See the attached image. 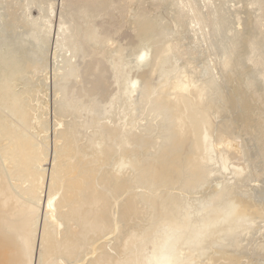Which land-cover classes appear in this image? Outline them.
I'll list each match as a JSON object with an SVG mask.
<instances>
[{"label":"bare ground","instance_id":"6f19581e","mask_svg":"<svg viewBox=\"0 0 264 264\" xmlns=\"http://www.w3.org/2000/svg\"><path fill=\"white\" fill-rule=\"evenodd\" d=\"M175 1H179L182 8H184L183 6L185 5H183L182 0ZM193 1L186 0L187 4H185L189 6L188 10L192 13L196 23L203 29L206 18L209 20L211 16L215 17L216 15L213 12H209L208 8L209 11L205 16L196 9ZM203 1L211 3V0ZM93 2L94 0L92 4L90 3L91 6L88 2L85 5L95 8L103 4V0L102 2L98 1V3ZM176 4L178 5L179 3L176 2ZM173 6L174 4L171 6L165 5L166 9L164 10L159 8L155 12L153 11L152 15L146 16L142 14V17L140 14L141 16L139 15L134 19L135 45L124 49L121 47L119 57L114 58V61L111 59L113 63L111 62L112 65H109L111 67L114 65L117 70L115 80L112 81L115 85L112 98L104 96L97 99L102 91L110 87V84L102 77L104 74L103 67L100 63L96 65L89 63L90 57L86 56L87 51L84 48L85 41L75 37V27L72 28L73 30L66 29L63 32L65 39L72 45L74 43L76 45L70 50L72 53L70 62L72 64L67 66L63 79L64 85L59 86L58 92H56L57 95L60 94L59 98H61L64 111L68 114L67 118L58 124L61 125L59 133V140L62 141V146H60L61 154L57 165H55L56 167L53 168L55 169L54 172H51L52 175H50L55 183L54 185L60 189L61 193L58 192L59 196L56 202L53 199L47 202L46 208L51 211L47 212V214L49 216V213H51V216H49V219L50 217L51 219L49 222L41 224L43 228L41 226L42 230L40 229L41 231H39L40 233L37 237L35 233H37L38 228L34 232L35 229L30 230L29 224L27 225L26 223V219L30 220L32 217L34 222L37 221V219H34L36 211L31 210L36 208V206L33 207L32 205L31 209H29L27 208L29 205L26 206L25 203L23 205L26 206L24 207L25 210H23L24 208H14L15 202L11 206L10 199H15V193L11 192L10 183L13 185L15 182L11 181H14V179L19 181L21 179L13 176V180H11V170L5 169L0 164L3 170L1 175L3 181L0 182V214H2L0 217V264H28L33 251L31 249L35 248L37 250L36 245L34 247V242L37 238H39L40 242L39 248L41 247L42 255H44L42 256V263L39 262V264H65L68 262L72 264H212L221 256L230 257L233 261L244 258L246 259L244 263L247 262V264H264V253H262L264 251V172H258L256 167L260 162H263L261 164L264 166V129L260 124L263 130H259L257 136L251 135L246 131L247 128L243 129V127H240L236 133H232L234 123L230 121L231 118L233 120L239 118L240 114L241 116L242 114L244 115L247 103L252 100L260 106L262 105L261 109L264 115V4L260 1L248 0L243 8L245 10L249 9L250 13L236 14L237 29L233 33V38H236L235 41H232L234 50L231 47L229 52H222L220 53L221 56L217 54V64L211 66L212 69H218V77H215V72L213 73L215 76H213L208 68H204V71L197 74V76L201 75L202 78L195 77L197 79L192 81L186 78L184 71L186 63L183 64V68L179 69L175 66L172 59L174 52L175 54L176 51L181 52V43L183 41H180L179 36L182 34L180 35V31L177 30L182 17L173 13ZM25 9V11H28V6ZM36 9L40 10V7L37 6ZM256 9L257 12H261L260 15H256V12L253 13V10ZM86 15L84 16L86 17ZM188 16L186 11V17L188 18ZM193 17L190 16V18ZM20 19L27 22L24 18ZM40 19L42 18L38 16L33 18L32 23L30 22L31 24L27 25V29L18 31L14 44L11 45V47H15L17 44L23 43V47L27 46L33 53L32 59L35 60L34 62L33 60L31 61V65L37 64L36 58L44 46L42 31L49 28L48 25L46 27L42 25ZM13 20L14 23L15 18ZM191 20L194 22L193 19ZM1 21L2 15L0 17ZM88 32L89 39L96 40L94 31L88 30ZM220 48H223L222 44H220ZM185 51L184 53L186 54ZM128 55L129 58L135 55V57L133 56L134 60H132L135 68L142 70L141 68L146 67L147 69L140 78V82L136 78L133 81L127 80L129 82H125V78L129 76L131 68H129V62H127L129 59ZM176 55L174 58H176ZM179 56L181 58V55ZM125 57L128 59H125ZM80 58L83 60L78 61L79 64H75V61ZM102 58L103 56H99V59ZM92 67H96L95 72H89ZM236 69L237 74L243 76L245 85L241 84L242 87L239 91L233 88L231 91L229 85H232V82L231 80L229 81V77L233 79L236 76L234 73ZM85 74H94L97 80L89 95L93 99L90 100L92 106L88 110L84 108L87 101L83 99L86 88L80 87L79 82H75V79H79ZM154 79L158 80L155 85L153 84ZM260 86L261 88H259ZM169 91L171 93L167 94L166 92ZM131 94L133 95L131 96ZM134 94L139 98H137L138 104H136L138 107H135L137 108V110L135 109L136 112L138 111L139 114H144L145 116L146 112L151 110L155 129H148L150 132L147 133L149 124L144 125L146 133L144 135L142 133L139 134L137 138V145L141 148L129 154V156L124 155L120 159L115 157V161L111 164H106V172L100 173L101 176L94 175L97 173L93 174L92 169L85 170L88 164L93 165V162L90 163L92 161V157L89 159L90 155L97 157L98 162L103 163L105 161L104 153L110 151L108 150L109 146L107 147L109 144L105 141L110 133L109 124L111 122L109 120H112L113 115L117 111L124 109V101L128 105L129 97H133ZM15 102L12 101V107L18 117L22 121L25 118L28 119L29 114L22 107V104ZM109 102L110 106L112 104V108L109 107ZM107 105L111 110L110 112H104ZM59 110L63 111L62 107ZM223 110H225L224 113H227V115L222 114ZM28 111L31 113V110ZM144 116L141 118L144 119ZM252 116L255 117V115ZM220 117L222 119L218 120ZM261 117L263 116L261 115ZM31 119H35L34 116ZM106 119L107 122L105 123ZM263 121L261 120L260 122ZM27 123L30 124L29 121ZM140 125L142 124L138 125V129L142 128ZM1 126L3 128V138L1 140L8 141V145L6 143L7 146L4 148L5 154L3 158L5 161H0V163H6L8 166L9 163L7 161L17 162L19 166V161L21 160L26 167V169L24 168L25 174L27 173L26 176L23 174V177H31L29 181L27 178L24 179L27 180L28 184L32 181V184L33 182H38L36 183L38 185L44 173H40V176L34 171L31 172L30 162L36 161L37 163V160L42 161L39 157L41 152L40 154L38 153L41 149V147L38 149L40 144H38L39 146L37 145L36 150L31 144V140H28L31 137L29 138L26 135L27 138L22 139L24 135L22 134L24 129L22 127L19 133H14L9 129L8 125L2 123ZM260 126L259 129H261ZM31 128L30 130H32ZM154 133L155 135L153 136ZM39 134L40 131L38 137ZM111 136L116 138L117 134L114 133ZM33 137L36 138V136ZM44 138H42V141ZM114 138H111L109 142L113 141ZM70 139H72L71 142ZM34 141L35 139L32 142ZM81 141L82 144L76 146ZM37 143H41L40 140ZM188 143H190V148L188 149L191 155H188L187 159L182 160L178 155L173 157L175 153L178 152L179 154V150H181L183 145ZM152 144H155L154 151L150 147ZM74 146L76 147L74 148ZM101 148L102 151H105L102 153V158L95 156L98 149ZM75 150H79L81 155L76 159L77 162L65 164L63 159L67 156L70 157L71 154L73 155V152L76 153ZM149 155H153L151 160ZM39 163L41 164V162ZM88 168H91V166ZM24 170L18 169L19 172H24ZM33 172L34 175L32 174ZM170 173H174L176 180L182 183L180 194L178 196L170 195L162 200L159 210L155 211V218L148 221L145 220L146 222L144 221L142 225L135 223L136 225L134 224L129 229L126 227L127 229L121 231L120 235L119 232V236L115 239L113 238L114 243L109 248L111 252L105 251L103 249L105 246L102 247V243H107L108 238L104 239V236L110 234L112 228L108 226L107 220L96 215L98 210L100 212L102 203L104 204L106 201V197L99 195L97 191L101 190L103 188L102 185H106V183L116 187L120 183L129 185L130 182L134 184L137 181L139 186L144 184L146 186L145 189H147V186L153 185V182H158V180L166 181V177H169L168 174ZM13 174L15 175V173ZM25 180H23L24 183ZM8 182L10 183L8 184ZM17 182L16 184H19ZM96 182L98 183V189L95 187L97 186ZM24 183L22 184L21 181L20 185H25ZM27 185L24 187L27 191H22L20 188L23 194L29 190L30 186L27 187ZM31 186L33 187V185ZM18 187L20 186H16L17 189ZM32 187L30 191H32ZM5 188L10 191L9 194L5 193ZM34 189L35 187L33 191ZM33 191L32 194L34 193ZM20 192L16 193L21 194ZM27 194L25 195L28 197ZM53 195L55 196V194ZM23 197L22 195L21 198ZM131 197L130 201L122 204L121 210L128 212L133 208L134 204L137 207L142 204L146 209L148 206L153 207L155 205L154 199L146 192L142 191V193L134 194ZM24 198L23 201L25 202ZM19 203L23 204V202ZM42 207V210H44L43 205ZM22 217H26L25 221L24 218L21 219ZM109 223H111L110 220ZM39 242L36 243L38 244ZM98 247H100V251L95 253ZM215 255L220 257H214ZM39 256L41 257V251L40 255L38 254ZM211 257H214L215 260H212V258V262H207Z\"/></svg>","mask_w":264,"mask_h":264},{"label":"rangeland","instance_id":"374dc122","mask_svg":"<svg viewBox=\"0 0 264 264\" xmlns=\"http://www.w3.org/2000/svg\"><path fill=\"white\" fill-rule=\"evenodd\" d=\"M92 1L93 0H0V17L2 15V21L0 22V159H1L0 161H2V162L5 161L3 158L4 154H5L4 148L8 145V141L1 140V138H3V135H2L3 128L1 126V124L4 123V124L8 125L9 129L11 131H13L14 133H19L20 129L24 128L25 132L23 129L22 134H24V135L22 136L23 137L22 139L27 138V136L29 138L31 137L28 140L29 141L31 140V144L33 145V147L36 150H37V147L39 146L38 144H40L38 149H40V147H41V149H40V151H38V153L40 154V152H41V155L39 157H40V159H42V161L37 160V163H36V161H31L30 162V164H31L30 170H31V172L34 171L35 173H38L40 176L42 173H44V174H42L41 180L39 181L38 185H36V183H38V182H33V184H32V181H30L31 183H29L30 184L29 185L27 180L29 181L31 177H29V178L26 177L27 180H25L26 178L23 177V174L26 176L27 173L25 174L26 171L24 170V168L26 169V167L21 160L19 161L20 167L17 165V164H19L17 162L12 163V162L7 161V163H9L8 166L6 163H0V164H2L5 169L11 170V173H12L11 180H13V176H14V178L17 177V179H19V178L21 179L19 181L16 179H14V181L10 180L11 182H15V184L18 181L17 183H19V184H16V185L14 183L12 185V183L8 182V184L10 183L11 187H13L15 185L13 188L10 187L11 192L13 191L12 193H15V199L11 198L9 196L11 198L10 199L11 206L14 205L13 204L14 202H15L14 208L16 207L18 209H22V208L26 207L27 205H29L27 207L29 209H31L30 207L32 205H33V207L36 206V208L31 209V210L36 211V214H35L36 216H34V219H37V221L35 220L36 222L33 221V217L30 220L26 219V217H22L21 219L24 218V221L26 219V223H27V225L29 224L30 230L35 229L34 232H36L37 231L36 229L38 228L37 233H35L37 237L40 233L39 231H41L43 228V225H41V224L49 222L51 219V217L49 219V216H51V213H49V216L47 214V212H51V211L47 210V208H46L47 202L50 201V199L51 200L53 199V201L56 202L58 200V196H59L58 192L61 193L60 189L56 185H54L55 183L52 181V177L50 175H52L51 172H54L55 169H53V168L56 167L55 165H57L58 159L60 158L59 155L61 154L60 153L61 152L60 146H62V143H61L62 141L59 140V137H60L59 133L61 131V129H60L61 125H58V124L60 122H63L67 118L68 114H66V111H64L63 105L61 103V98H59L60 94L57 95L56 92H58L57 90L59 89V86L61 87L62 85H64L63 79H64V75L67 71V66H68V64L69 65L72 64V62H70V59H71L70 56L72 54L70 50L73 47H75V45H76V43H74V45L69 43L67 41V39H65V37H64L65 34L63 32L66 29L71 30L73 27H75V30H76L75 31V37L80 38L82 41L83 40L85 41L84 48L87 51L86 56L90 57L89 63L92 65H96V64L100 63L101 66L103 67L104 74L102 73L103 74L102 77L104 78V80L107 83L110 84V87H108L104 91H102V93L99 94L97 99L104 97V96L106 98H112L114 95V90H115V85L112 81L115 80V75L117 73V70L115 69L116 67L114 65L112 67L109 65H112L114 58H116L120 54V48L121 47L124 49L126 47L130 48L133 45H135L136 38H135V34L133 33V31L135 30V26L133 25V21L140 14L141 15L144 14L146 16L149 14L152 15L153 11L155 12V10H157L159 8L164 10V9H166L165 5L171 6L172 4H174L173 13L178 14L179 16L182 17V21H181V23L178 24L177 30L180 31L179 32L180 35L182 34L181 36H179V38H180V41L183 40L181 43V48H182L181 52L184 54V56L181 52L176 51V54L181 53V54H179V55H181V58L179 55H176L174 52L173 53L174 55L172 54V57H173L172 59L174 61L175 66L179 69L183 68V64L186 63V66L184 65V67H186V69H184L185 74H186V78L188 80L190 79L189 81H192V80L197 79V78L195 79V77L202 78L201 75L197 76V74H200V72L204 71V68H208L211 71V74L213 76L216 75L215 77H218L217 76L218 75L217 74L218 69L217 68L212 69L211 66L217 64V61H218L217 54H219V56H221L220 53L225 52V51L229 52L231 47H232V50H234V47L232 46V41H235V38H236V37L233 38V33H235L236 29H237L236 14L243 15V14L250 13L249 9L245 10L243 8L248 0H211V3L210 2L209 3L204 2L203 0H194L193 3L196 6V9L199 10L202 14H204L206 16L207 12L210 10L209 12H213L216 15L215 17L211 16L209 20H207V18H206L205 27L202 29L200 27V25L198 23H196V21L192 15V13L190 12V10H188L189 6L188 5L186 6V4H187L186 0L185 1L182 0L183 5H185V6H183L184 8H182V5L180 4L179 1H175V0H103L102 5L95 7V8L94 7L91 8L90 6L92 4ZM95 1L96 0H94L93 3H98V1L102 2V0H98L97 2H95ZM256 1H260L264 4V0H256ZM87 2L90 5L89 7H87L88 5H85V4H88ZM176 2H178L179 4L177 5ZM26 6H28V11H25ZM37 6L40 7V10L36 9ZM178 6L182 9H180ZM204 6H205V8H204ZM208 8H209V10H208ZM186 11H187V15H189L188 18L186 17ZM88 12H89V14H88ZM255 12H256V15L257 14L260 15V13H261L259 11L257 12V9L253 10V13H255ZM24 15H25V17H24ZM84 15H86V17ZM26 16H27L28 20H27ZM37 16L42 18V19H40V23L42 25H45V27L48 25L49 28H48V30L45 29V31H42L43 32L44 46L42 47V50L38 53V57L36 58L37 64L31 65V63H32L31 61L33 60L32 59V54H33L32 51H30L27 46L23 47L24 46L23 43L17 44L15 47L14 46L11 47V45L14 44V39L17 36L18 31L27 29L29 24L32 23L33 18H35ZM146 16H144V17H146ZM190 16H192L193 18H190ZM142 17H143V15H142ZM14 18H15V22L13 23ZM20 18H24L27 22L22 21ZM191 19H193L194 22H192ZM228 19H230V20H228ZM246 19H248V18L246 17ZM45 20H47V21H45ZM235 21H236V23H235ZM69 30H68V32H70ZM85 30H87V31H85ZM88 30L94 31L96 40L89 39ZM239 43H240V40H239ZM220 44H222L223 48H220ZM85 49H84V51H85ZM184 51L186 52L187 55L184 53ZM175 55H176V58H174ZM99 56H103V58L99 59ZM133 56L135 57V55H133ZM133 56H131L129 58V55H128L127 57L129 59L127 57H125V59H128L127 62H129V68L131 67L129 70V73H130L129 76L125 78L126 83L129 82L130 80H132V81L135 80L134 78L138 79V81L140 82V78L142 77L143 74H145V72L147 70L146 67L141 68L142 70H138L137 68H135V66H133L134 62L132 61V60H134ZM111 59H113V61ZM80 60H83V59L80 58L79 60L75 61V64H79L78 61H80ZM34 61L35 60H33V62ZM202 63L203 64L205 63V64L203 65ZM109 67H111V68H109ZM187 67H189L190 69ZM201 67H202V69H201ZM191 69H192V71H191ZM95 70H96V67H94V68L92 67V69H90L89 72H93V71L95 72ZM134 70H137V71H134ZM193 71L195 72L194 75H193V73H194ZM196 72H198V73H196ZM234 73L236 76H234L233 79L231 77H229V81L231 80V82H232V85H229V88L231 91H232V88L234 90L239 91L241 89L242 85H245V83H243V76H240L237 74V69L234 71ZM95 77H96V75H94V74H92V75L85 74V75H82V77H80L79 79H75V82L76 83L79 82V86L81 85L80 87L86 88L84 90V98H83L85 101H87L85 103V107H84V108H86L85 110H88V108H90V106H92V102H90V100H92L93 98L91 99V97H89V95H90V92L92 90L94 83L97 82ZM127 80H129V81H127ZM157 82H158L157 79L153 80L154 85L157 84ZM235 83H237V84H235ZM239 85H240V87H239ZM236 86H237V88H236ZM259 88H261V86ZM166 93L169 94V93H171V91L166 92ZM136 94H134V96L131 98L129 97V101L127 99L128 105H127V102L124 101V104H125V106L123 107L124 109L121 111L120 110L117 111L113 115L112 120H109L112 124L111 123L109 124L110 125V127H109L110 133H109V135H107L105 141L107 142V144H109V145H107V147L109 146L108 150H110V151L105 152V151H102V148H101V149H98V151L95 155V156H99L102 158V153L105 152L104 153L105 154L104 159H105L106 163H105V161L103 163L98 162L97 157L90 155L89 159L92 157V161L90 163L93 162V165L88 164L85 170L88 171V169H92L93 174L97 173L94 175L101 176L100 173L103 174L104 172H106V164L107 163L111 164L117 158L120 159L124 155L129 156V154L134 153L141 148L139 145H137V138H138L139 134L142 133V135H144L146 132L147 133L150 132L149 130L155 129V122H153V114H152L151 110H149L151 113L148 111L149 113L146 112L147 115L145 114V116H144V114H142V115L139 114L138 111L136 112L137 108H135V107H138V105H136V104H138V99H139L138 96H136ZM132 95L133 94H131V96ZM12 101L13 102L16 101L15 103L22 104V107H24V109L29 114L28 119L25 118L22 121L20 119V117H18L17 113L13 110ZM132 102H135V103H132ZM249 104H250V106H249ZM108 105H109V107L112 106V104L110 106V102ZM108 105L106 106L107 108L104 109V112L105 111L106 112L111 111L110 108L108 107ZM60 107H62L63 111L59 110ZM261 107H262V105L260 106L258 103L254 102L253 100L249 101L246 105V113H245L246 115L242 114V116H241V114H240L239 118L240 117H242V118H240V119L237 118L234 120L232 118L230 119V121H232L234 123L233 128H232V133H234V132L236 133L238 131V129H240V127H243V129L247 128L246 131L248 133H250L251 135L257 136L259 133L258 131L264 129V121L260 122L261 120H264L263 119L264 115L262 114ZM33 108H35V109L32 111ZM149 108H152V107H149ZM28 110H31V113ZM224 112H225V110L222 111V114L227 115V113H224ZM251 112H252V114H251ZM248 113H249V115H248ZM260 113L263 117H261ZM252 115H255V117H253ZM26 116H27V114H26ZM33 116L35 119H31V118H33ZM143 116L145 117L144 118L145 120L142 119ZM258 116H260V117H258ZM219 119L221 120L222 117L218 118V120ZM243 119H245V120H243ZM33 120H34V122H33ZM37 120H38V123H37ZM28 121L30 122L31 126H33L32 128H31L30 124L27 123ZM121 121H123V122H121ZM145 121H147V122L145 123ZM32 122L34 125L32 124ZM106 122H107V119L105 120V123ZM138 122H140V123H138ZM257 122H258V124H257ZM139 124H142V125H140V126H142L141 129H138ZM147 124H149L148 126L150 128L147 126V131H146L145 126ZM260 124L263 127V129L260 126ZM36 125L38 127V130H37ZM112 126L113 127L115 126V128H113ZM259 126L261 127V129H259ZM26 127H27V129H26ZM29 127L32 130H30ZM248 127H249V129H248ZM33 128L35 129V131L37 133L36 132L34 133ZM252 130L253 131L255 130V131L253 132ZM39 131H40L39 137H42V138L45 137L43 139V141H42V138L38 137ZM42 131H43V133H42ZM140 131H142V132H140ZM113 132L117 134L116 138L111 136V134L112 135L114 134ZM31 135L36 136V138L31 136ZM154 135H155V133L153 134V136ZM32 138H34L35 141L37 139L38 140L36 142L35 141L32 142L34 140ZM111 138H114V140L109 142V140ZM39 140L42 143V145H41V143H37ZM71 140L72 139H70V142H71ZM6 143H7V145H6ZM80 144H82V141L79 142V144H77L76 146H80ZM154 145L152 144L150 146L153 151L155 150ZM76 146H74V148ZM188 148H190V143L183 145L181 147V150H179V154L177 152L174 154L173 157L178 155L179 157L182 158V160L187 159L188 158L187 156L191 155L190 150ZM129 149H130V151H129ZM126 150H127V152H129L128 154H127ZM78 153H79V150H77L76 153L73 152V155L71 154L70 157L69 156L65 157L63 159L64 163L69 164L70 162L71 163L77 162L76 159H78V157L81 156L80 153L79 154ZM151 156H153V155H149L150 160L153 158ZM115 157H116V159H115ZM18 158H19V156H18ZM67 158H69V159H67ZM44 161H45V163H44ZM39 162H41V164ZM261 163H263V162H260V164L256 167H257V171L262 173V172H264V166ZM12 164L14 165V168H13ZM22 164H23V166H22ZM38 164H39V166H38ZM11 166H12V168H11ZM21 166H22V168H21ZM90 166H91V168H88ZM260 166H262V167H260ZM17 168L19 170L23 169L24 172H19ZM262 168H263V170H262ZM15 169H17V170L14 171ZM12 170H13V172H12ZM2 171L3 170L0 166V177L2 175ZM34 172L32 173L33 175H34ZM13 173H15V175ZM115 174H117V173H115ZM168 176L169 177H166L167 178L166 181H164V180L159 181L158 180V182H153V185H151L152 188H151V186H149V187L147 186V189H145L146 186L144 184H142V186H144V187L141 188L142 186L138 185V183H139L138 181L136 182L137 184L136 183L133 184V182L132 183L130 182L129 185H124V183H122V184L120 183L116 187L112 186L111 184L109 185L108 183H106V185L101 184L103 186V188L101 190L97 191V193L99 195L101 194V196L106 197L105 198L106 203L104 202V204H103L101 201L102 206L100 208V212H98L99 211L98 210L96 212V215H97V217H101L104 220H107L108 226H110L112 228L110 234H108L107 236H104V239L108 238V240L106 241L107 243L104 242V243H102L103 245L101 244L102 247L103 246L106 247V248L103 247V249L105 251L111 252L109 250V248L114 243V239L117 238L121 234V231H123L124 229H127V228L129 229L135 223L142 225V223H144L145 220L148 221L149 219L155 218V211L159 210L158 208H160V205L162 204V200L166 199L170 195H175V196L177 195L178 196L180 194L181 188H182V183L180 181L176 180V175L174 173H170V174H168ZM121 178H123V177H121ZM157 178H154V179H157ZM23 180H25V183L23 182ZM101 180H103V179H101ZM1 181H3L2 177L0 179V182ZM21 181H22V184L24 183L25 185H22V184L20 185ZM174 181L177 183H175ZM97 182H96L97 186H95V187H97V189H98V183ZM160 183L162 186L160 185ZM171 184H172V186H171ZM176 184H177V187H176ZM178 184H179V187H178ZM18 185L20 187H18V189H17L16 186H18ZM26 185H27V187L30 186L29 190H28L29 193L27 192L28 193L27 194L24 192V194H23L22 191H27L26 188H24V187H26ZM31 185H33V187ZM133 185L135 188L133 187ZM136 185H138V186H136ZM31 187H32V191H33V188L35 187V189L33 191L34 195L32 194V191H30ZM36 187H37V189H36ZM40 187H42V188H40ZM137 187H139V188H137ZM20 188L22 189V191ZM57 190H59V191H57ZM132 190H134V191H132ZM127 191H128V193H127ZM142 191L150 194L152 199H154L155 205L153 207L148 206L146 209L143 207L144 205L142 206V204H139V207H137V205L135 206V204H134L133 208H131L130 211H128L129 213L126 212L125 210H121V206L123 203H125V202L127 203V201H130V199H132L131 196H133L134 194L142 193ZM169 191H171V192H169ZM9 192L10 191H8L6 189L5 193L9 194ZM16 192L17 193L20 192L21 194H17ZM55 192H57L58 194ZM51 193H52V195H51ZM25 194H27L28 197ZM53 194H55V196ZM16 195H17V197H16ZM19 195H21V197L23 195L25 197V198L24 197L23 198L26 201L24 202L23 198L19 197ZM156 196H158V197H156ZM18 198H20L21 200L20 199H19L20 201L16 200ZM32 198H34V199H32ZM41 200H42V202H41ZM117 201H118V203H117ZM121 201H123V202H121ZM19 202H23V204L19 203ZM133 202L135 203V201H133ZM21 204H22V206L24 204L26 206L22 207ZM115 204L117 205V207ZM42 205L44 206V210H42L43 209ZM118 206H119V210H118ZM136 208H138V209H136ZM23 210H25V208ZM258 210L260 211V209H258ZM44 211L46 212L45 214H44ZM42 214H43V216H42ZM113 214H115V215H113ZM117 214H119V215H117ZM136 215H137V217H136ZM1 216H2V214H0V217ZM47 216H48V218H47ZM106 216H107V218H106ZM113 217H115V218H113ZM112 219H114V220H112ZM109 220L111 221V223H109ZM112 221H114V222H112ZM31 222H34V223H31ZM116 225H118V226H116ZM32 226L35 228H33ZM41 226H42V228H41ZM119 226H121L122 228ZM115 230H117V231H115ZM114 233L116 234V236ZM118 233H119V235H118ZM113 234H114V236H113ZM206 237H208V236H206ZM111 238L113 241L111 240ZM110 240H111V242H110ZM36 242H39V238H37L34 242L35 243L34 247L36 245L37 250H35L34 247H33L34 249H31V250H33L32 253L30 250L31 255L33 256L32 257L30 255L31 260H32V261L30 260V262H29L30 264H39V262L42 263V261H43L42 256H44V255H42L43 253H42L41 247L39 248L40 242L38 244ZM107 244H109V245L107 246ZM107 248H108V250H107ZM40 251H41V257L40 256L38 257V254L40 255ZM98 251H100V247H98V250L95 253H99ZM262 253H264V251ZM36 255H37V257H36ZM214 257H220V256L215 255ZM214 257H211L208 259V261L207 260L206 261L210 262L212 258H213L212 260H215ZM36 260L38 263L36 262ZM245 261H246V259H244V258L240 259V260L238 259V261H235V260L233 261L230 257L227 258L225 256H221L220 258H217L216 261H214V263H212V264H247V262L244 263ZM65 264H72V263L68 262ZM248 264H250V263H248Z\"/></svg>","mask_w":264,"mask_h":264}]
</instances>
